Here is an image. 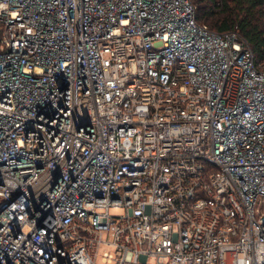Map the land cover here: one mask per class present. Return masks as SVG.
Masks as SVG:
<instances>
[{
    "label": "built area",
    "instance_id": "built-area-1",
    "mask_svg": "<svg viewBox=\"0 0 264 264\" xmlns=\"http://www.w3.org/2000/svg\"><path fill=\"white\" fill-rule=\"evenodd\" d=\"M0 264H264V71L192 0H0Z\"/></svg>",
    "mask_w": 264,
    "mask_h": 264
},
{
    "label": "trees",
    "instance_id": "trees-1",
    "mask_svg": "<svg viewBox=\"0 0 264 264\" xmlns=\"http://www.w3.org/2000/svg\"><path fill=\"white\" fill-rule=\"evenodd\" d=\"M197 23L217 32H237L258 70L264 71V0H192Z\"/></svg>",
    "mask_w": 264,
    "mask_h": 264
},
{
    "label": "water",
    "instance_id": "water-1",
    "mask_svg": "<svg viewBox=\"0 0 264 264\" xmlns=\"http://www.w3.org/2000/svg\"><path fill=\"white\" fill-rule=\"evenodd\" d=\"M0 184H1V181H0Z\"/></svg>",
    "mask_w": 264,
    "mask_h": 264
},
{
    "label": "clouds",
    "instance_id": "clouds-1",
    "mask_svg": "<svg viewBox=\"0 0 264 264\" xmlns=\"http://www.w3.org/2000/svg\"><path fill=\"white\" fill-rule=\"evenodd\" d=\"M0 7H2V6H0Z\"/></svg>",
    "mask_w": 264,
    "mask_h": 264
}]
</instances>
